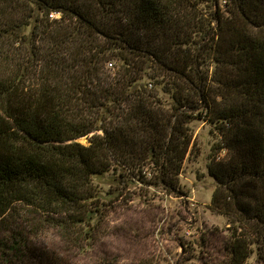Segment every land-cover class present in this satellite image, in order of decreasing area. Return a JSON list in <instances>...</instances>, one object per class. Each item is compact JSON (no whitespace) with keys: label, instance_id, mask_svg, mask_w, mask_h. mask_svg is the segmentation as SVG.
<instances>
[{"label":"trees","instance_id":"obj_1","mask_svg":"<svg viewBox=\"0 0 264 264\" xmlns=\"http://www.w3.org/2000/svg\"><path fill=\"white\" fill-rule=\"evenodd\" d=\"M194 120L220 133L208 169L223 264H264V0H0L5 259L61 264L31 244L42 227L90 237L94 174L181 193Z\"/></svg>","mask_w":264,"mask_h":264},{"label":"rangeland","instance_id":"obj_2","mask_svg":"<svg viewBox=\"0 0 264 264\" xmlns=\"http://www.w3.org/2000/svg\"><path fill=\"white\" fill-rule=\"evenodd\" d=\"M191 127L193 152L180 175L181 193L130 181L121 167L94 174L102 213L87 229L90 237L86 230L75 231L70 239L42 227L31 244L48 246L61 264H223L224 238L230 231L226 215L209 208L217 182L208 169L220 133L202 120L192 121ZM79 141L88 144L86 137ZM215 227L220 231L211 232ZM5 258L0 250V264H9ZM246 264H261L258 254Z\"/></svg>","mask_w":264,"mask_h":264},{"label":"built area","instance_id":"obj_3","mask_svg":"<svg viewBox=\"0 0 264 264\" xmlns=\"http://www.w3.org/2000/svg\"><path fill=\"white\" fill-rule=\"evenodd\" d=\"M51 15H52V16H58L59 14L56 13V14H51Z\"/></svg>","mask_w":264,"mask_h":264}]
</instances>
